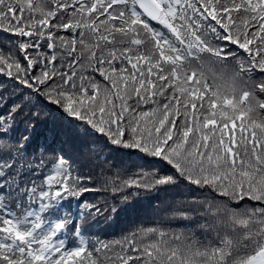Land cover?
<instances>
[{"label": "snow or ice", "instance_id": "1", "mask_svg": "<svg viewBox=\"0 0 264 264\" xmlns=\"http://www.w3.org/2000/svg\"><path fill=\"white\" fill-rule=\"evenodd\" d=\"M0 264H264V0H0Z\"/></svg>", "mask_w": 264, "mask_h": 264}, {"label": "trees", "instance_id": "2", "mask_svg": "<svg viewBox=\"0 0 264 264\" xmlns=\"http://www.w3.org/2000/svg\"><path fill=\"white\" fill-rule=\"evenodd\" d=\"M148 199H152L151 197H149Z\"/></svg>", "mask_w": 264, "mask_h": 264}]
</instances>
